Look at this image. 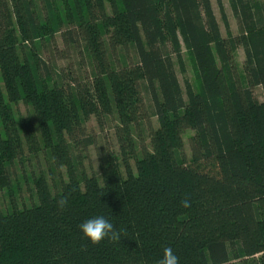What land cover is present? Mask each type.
I'll return each instance as SVG.
<instances>
[{
	"label": "trees",
	"instance_id": "16d2710c",
	"mask_svg": "<svg viewBox=\"0 0 264 264\" xmlns=\"http://www.w3.org/2000/svg\"><path fill=\"white\" fill-rule=\"evenodd\" d=\"M228 1L223 35L211 0H0V264L263 263L264 0ZM101 215L119 241L83 235Z\"/></svg>",
	"mask_w": 264,
	"mask_h": 264
},
{
	"label": "rangeland",
	"instance_id": "374dc122",
	"mask_svg": "<svg viewBox=\"0 0 264 264\" xmlns=\"http://www.w3.org/2000/svg\"><path fill=\"white\" fill-rule=\"evenodd\" d=\"M211 2H212L214 13H215L216 18H217L219 25H220V30H221L222 34L225 35L226 31L224 29L225 27H224L223 21L220 17V12H219L217 2H216V0H211ZM222 4L224 6V9H225V12H226V15L228 18L230 30L233 33H236L237 32V28H236L237 24H236V20L233 16L229 1L228 0H222ZM56 37H57V43L59 46L58 48H62L59 35H56ZM42 55L44 56V53H42ZM236 60L239 63V66H241L243 64L244 53H243L242 47H239L236 51ZM71 61L74 62V66H75L74 68H75L76 72H79L80 70H84L85 67L83 66L82 68H80L79 65H77L76 60L72 59ZM58 64L60 66L67 67L68 61L64 60V59H59ZM174 68H176L177 76H178L182 86L184 85L185 79L192 80L193 73H192V70L189 67V65H187L185 67V71H181L179 68H177V66ZM253 90H254V93L257 96V98L259 100L263 101L261 88L255 87ZM18 108H19V112L21 114L26 113V106L23 105L22 103L19 104ZM152 120H153L154 125L157 126L156 119L152 118ZM87 127H88L89 131L96 133V135L98 137V144H97L98 147L97 148H94V147L89 148V150L87 152V157L84 158L85 159L84 164L86 166V171L88 173L94 172L95 174H99L100 160H99L98 156L100 155V153H102L104 151L103 149L105 146L109 147L113 151H117L116 139H115L114 133H112L113 130L109 127V124H107L106 127L101 129L93 117H91V119L87 122ZM191 133H192V131L188 130L184 134L185 150L188 154H189V147H188V143H187V136ZM24 164L29 165V163L27 164L26 161ZM15 167H16L15 174H17V176L13 178L14 180L18 179L20 177V173L23 172L22 168H21V164H17ZM25 185L26 184L22 183V185H21L22 190L20 191L19 194H17V195H19L18 196L19 204H22L23 202L24 203L29 202L30 192L28 191V189ZM6 190L4 189V191H0V206H2V207H3V204H6L9 202L8 194H7ZM260 258H261V255L256 254L254 256L249 257L248 260H250L251 263L255 264V262H259V260H261ZM262 264H264V261Z\"/></svg>",
	"mask_w": 264,
	"mask_h": 264
},
{
	"label": "clouds",
	"instance_id": "9594fccd",
	"mask_svg": "<svg viewBox=\"0 0 264 264\" xmlns=\"http://www.w3.org/2000/svg\"><path fill=\"white\" fill-rule=\"evenodd\" d=\"M67 197H62L58 202V207L64 209L67 206ZM184 207H189V201H182ZM83 235L87 237L92 244H99L105 238L110 241H119L121 232L116 230L114 225L104 216H95L83 221L79 225ZM158 264H178V257L174 254L170 247L163 250V258L158 261Z\"/></svg>",
	"mask_w": 264,
	"mask_h": 264
}]
</instances>
